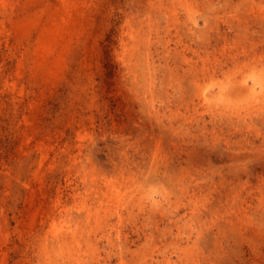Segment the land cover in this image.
<instances>
[{
    "label": "rangeland",
    "instance_id": "rangeland-1",
    "mask_svg": "<svg viewBox=\"0 0 264 264\" xmlns=\"http://www.w3.org/2000/svg\"><path fill=\"white\" fill-rule=\"evenodd\" d=\"M263 46L264 0H0V264H264Z\"/></svg>",
    "mask_w": 264,
    "mask_h": 264
},
{
    "label": "bare ground",
    "instance_id": "bare-ground-1",
    "mask_svg": "<svg viewBox=\"0 0 264 264\" xmlns=\"http://www.w3.org/2000/svg\"><path fill=\"white\" fill-rule=\"evenodd\" d=\"M264 47V46H263ZM137 50V49H136ZM184 64V63H183ZM254 92V91H253ZM201 95V94H200ZM203 95V94H202ZM199 97V96H198ZM256 98V96H254ZM199 100V99H198ZM202 101V100H201ZM204 102V101H202ZM249 103V102H248ZM254 105V104H253ZM255 107V106H254ZM248 108V107H247ZM257 108V107H256ZM50 233V232H49ZM55 233V232H54ZM51 234V233H50ZM60 251V250H59Z\"/></svg>",
    "mask_w": 264,
    "mask_h": 264
}]
</instances>
